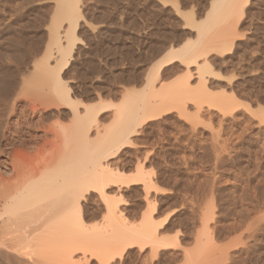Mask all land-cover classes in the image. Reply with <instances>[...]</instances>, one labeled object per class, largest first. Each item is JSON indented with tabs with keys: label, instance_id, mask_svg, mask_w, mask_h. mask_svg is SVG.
<instances>
[{
	"label": "rangeland",
	"instance_id": "1",
	"mask_svg": "<svg viewBox=\"0 0 264 264\" xmlns=\"http://www.w3.org/2000/svg\"><path fill=\"white\" fill-rule=\"evenodd\" d=\"M213 1L79 0L84 15V19L80 20L77 32L80 39L74 49L71 64L65 69V79L69 80L68 84L72 89L73 96L83 101V104L99 105L100 103L99 107L105 103H122L128 90L133 88L138 90L145 84L156 66L155 64L166 51L172 46L179 47L188 40L196 38L197 30L188 23L185 14L194 15L197 20H204ZM54 8V0H0V76L3 75L1 71L14 75V73L19 74L17 72L19 70L32 69L31 62L36 57L43 56L48 42V24L55 12ZM234 17L231 21L237 20V23L234 21L236 25L238 24L237 27L229 21L230 25L228 24V26L235 25L234 29L228 27L229 31L226 28L227 31L217 38L223 39V42L227 41L228 44L232 43V45L229 48L225 44L227 47V49L224 47L225 51L223 48L221 51L210 48L209 52L213 51L208 54V63L210 68L213 67L211 71H214L206 74V77L208 90L210 93L212 92L214 98L215 95L219 97L223 94L232 96L230 98H233L232 101H237L238 105L225 112L218 106H208L205 103L198 116L200 119L194 118L195 116L193 119V115L188 118L189 116L181 114V110L177 108L164 110L160 115L150 117L139 128V133L134 135L133 142L116 150L114 155L111 154L109 158L112 167L123 172L124 180L128 182V185L125 181H122L124 183L118 181L120 184L113 182L115 186L111 183L109 187L111 198L116 199L120 208L124 210L126 220L132 224L139 223L142 216L151 209L147 202L153 201L156 207V210L155 207L152 209L154 220L157 223L160 222L157 225L161 233L163 232L162 235L170 238L178 235L182 247L178 244L180 246L178 249L177 247L169 248L160 251L159 255L153 256L149 244L145 245L142 251L139 250L142 248L141 246L134 244L126 249L121 259L109 261L107 264H153L154 262V264H178L179 262L187 264L182 248L194 249L196 246L194 237L203 228L199 221L201 215H199L198 209L196 211L194 209L197 204L206 202L207 205L209 201L208 197H206V201H203L198 187L204 185L205 181L211 180L215 173L213 180H218V187L215 183V196L218 198H215V203H219L216 207L219 212L216 211V214L221 215L217 218L220 220L217 224L221 230L218 229L215 234L217 237L210 246L216 245L217 242L219 245L211 247L212 249L217 250V247L222 248L223 245H226L225 248L228 249L222 248L227 254L226 252L222 254V257L218 259L220 260L219 264L221 261V264H264V226L255 232L257 223L251 226L253 222H248L251 223L248 226L249 229L255 227L254 230L251 229L254 233L249 236L246 229V224H248L246 222L251 219L249 217L253 216L252 221L258 217L259 213L255 211V215L253 212L254 207L259 210L257 205L261 204L260 207L264 209V111L263 113L260 111L261 108L264 110V0H249L244 13H239ZM185 66V63L177 57L170 62L162 63L161 72L166 73V77H168H164L166 82L176 81L185 76L187 74ZM191 69V82L195 86L198 84V74L195 72L194 65ZM15 76L17 78L20 75L15 74ZM19 87L18 85L13 93L19 92L17 95H20V105L15 108L16 111H13L12 105H10L13 94L6 97V101L2 104L0 101V124H4L8 117L14 118L16 114H19L21 120L24 119L21 115L22 110L25 109L23 105L28 99H31L34 92L32 91L33 93L30 95L31 90L27 88L29 91L27 94L28 91L25 88L26 91ZM20 90L24 92L22 91L21 94ZM34 91L37 92V90ZM1 92L2 90L0 98ZM37 95L35 96L38 97ZM107 107L100 111V115H103L101 121L104 123L101 124L105 127L113 123L112 113L114 112L112 111L115 110V106ZM60 109L63 110V107ZM187 109H189L187 112L189 114L196 111L191 102ZM51 110V113H48V118L46 117L47 119L41 124L39 132L42 136L44 126L47 127L48 124L53 123L52 125L59 128V121L69 122L66 117L65 119L56 117L57 107H52ZM49 111L50 109H48ZM52 112H55V117ZM34 120L37 121V118ZM194 121L197 122L194 123ZM34 122L33 124L39 123ZM0 139V145L4 146V139L1 136ZM140 167L149 173L154 181L158 180L155 184L159 186V189L153 187L149 190L151 192L146 195L143 183L138 180V182L131 181L135 178L134 176H137L136 173ZM128 177H132L129 179L130 182ZM240 196H244L242 200L248 196L245 200L247 203L253 202L254 206L245 203V200L244 202L240 201ZM192 198L195 202L196 200L200 201L196 202L194 207L192 205L195 202ZM97 199L98 197L96 200L88 202L87 212L90 214H87L90 222L99 221L105 214L103 202L100 199L97 201ZM144 199L148 201L146 202ZM97 202L98 205L102 202V206L99 205L98 208ZM94 207L95 209H93ZM246 207L248 209L253 207V210L250 209L252 215L251 212L246 211ZM263 209L261 210L263 211ZM241 210L243 213L240 212ZM244 216L249 219H245ZM261 216L264 217V211L258 218ZM241 219H244L243 224H241ZM239 221L240 223H238ZM236 223L243 225H239L242 228L235 227ZM263 223L261 224L263 225ZM240 231L241 233L246 232L242 233L243 237ZM220 235L222 236L220 237ZM237 237L243 239L240 240ZM227 245H231V247H227ZM221 248H218V251H222ZM76 255L79 256L80 252ZM79 257L78 260L76 258L77 261H79ZM82 262L84 264V261ZM97 263L100 264V261L93 258L91 262L85 264Z\"/></svg>",
	"mask_w": 264,
	"mask_h": 264
},
{
	"label": "bare ground",
	"instance_id": "2",
	"mask_svg": "<svg viewBox=\"0 0 264 264\" xmlns=\"http://www.w3.org/2000/svg\"><path fill=\"white\" fill-rule=\"evenodd\" d=\"M248 1L214 0L204 20H197L194 15L185 14L188 23L197 30L196 38L188 40L179 47L172 46L166 51L155 64L156 66H154L145 84L138 90L134 88L128 90L122 103H105L99 107L100 103L99 105L83 104V101L76 99L68 84L69 80L65 79V69L71 64L70 61L73 57L74 49L80 39L77 33L80 20L81 18L84 19L79 0H54L55 12L48 24V42L44 49L45 51L43 50V56L34 57L35 59L31 62L32 69L19 70L17 71L19 74L14 73L12 75V73L1 71L3 73L0 76L1 104L6 101V97H10L16 91L15 89L18 85L23 90L24 88L27 91L28 89L31 90L30 95L33 92L34 94L32 95L33 98L28 99L23 105L25 109H21L23 111L22 114L20 111L24 119L21 120V117L19 118L18 116L19 114H16L14 118L8 117L4 124L1 123L0 136L5 143L4 146L2 145L3 148L0 145V264H82V261L85 264L91 262L93 258L98 259L100 264H107L109 261L121 259L126 249L134 244L141 246L142 248L139 249L141 251L145 245L149 244L153 256L159 255L160 251L175 247L178 249L181 246L182 242L180 243L178 240V235H175L174 238L162 235L163 232L161 233L157 225L160 222L157 223L154 220L152 209H154L155 204H153V201L148 203V200L144 199L147 205L151 206V209L142 216V220L139 223L132 224L126 220L124 210L120 208L116 199L111 198V191H109L111 183L125 181L124 175L123 172L116 170V168H113L114 166L112 167L109 158L111 154L114 155L113 153L116 150L132 143L134 135L139 133V128L150 117L160 115L164 110L177 108L181 110V114L184 113V115L189 116L188 118L193 115L192 118L195 116L194 118L198 119L205 103L208 106H218L220 110L225 112L238 105V103L236 104L237 101L234 100L235 103L232 101L233 98H230L232 96L223 94L219 97L215 95L216 97L214 98L212 92L210 93V90H208L206 74L214 71H211L213 67L210 68L208 63V54L213 51L209 52L210 48L221 51L222 48L224 50L226 45L228 47L232 45V43H229V45L227 41L223 42V39L217 38L222 33H225L227 29L229 30L228 27H232L228 26L232 17H236L239 13H244ZM234 21L237 23V20H233L231 23L235 24ZM217 53L221 54L220 52ZM175 57L185 63L187 74L176 81L166 82L164 79L166 73L161 72V64L170 62ZM192 65H194L195 72L198 74V84L195 86L191 82ZM15 74L17 76L20 75V78L17 77L19 78L17 79ZM32 89L39 92L37 93ZM23 90H20L21 94ZM17 94H13L11 97L12 102L10 105H12L13 111H16L15 108L20 105V95L18 96ZM27 94H29V91ZM189 102L194 105L196 110L195 113L192 112L193 114L190 112L191 115L187 113L189 111L187 109ZM82 104L84 105L83 108ZM106 106H115V110L112 111L114 112L112 113L113 123L108 127L102 125L104 124L101 121L103 115H100L101 109L103 110ZM52 107H57L56 117H64V119L66 117L69 122L63 123L59 121V128L52 125L53 123L51 125L48 124L49 126L47 125V127H42L44 132L42 136L39 132L41 124L48 118V113H51ZM60 107H63V110ZM48 109H50L49 112ZM260 111L263 113L264 110L261 108ZM260 111L259 113H261ZM12 113L11 110V115ZM35 118H37V121L34 120ZM51 118H53L52 115ZM33 121L39 123L33 124ZM136 174L137 176H134L135 178L131 181L134 180L135 182L138 180L143 183L146 195L151 192L149 190L153 187L159 189V186L155 184L158 180L155 179L154 181L149 173H146L141 167ZM213 175H216V173ZM213 175L211 180L205 181L204 185L198 187V192L201 198L203 197V201L207 199L206 197H208L209 201L207 205L205 204L206 202L197 204L194 209V211L198 209L197 211L201 215V217L198 216L201 218L199 221L202 224L200 226L203 228L194 237V242L196 243H194L196 245L194 249L191 250L189 248L188 250L185 246H183L185 249L182 248L185 252L183 254L186 256L187 264H219L220 260L218 259L226 252L222 248L227 249L225 248L226 245H223L224 247L222 248L217 247V250L212 249L213 246L215 247L218 244L217 242L216 245L210 246L217 237V235L215 237V234L220 228L217 224L219 220L217 218L221 216L218 213L216 214V207H218L219 203H215V198L217 197L215 196V183L216 187H218V180L214 181ZM132 177H128V180ZM118 183L120 184V182ZM127 183L126 185H128ZM96 196L103 202V210L105 211L103 212L105 214L102 215L99 221L90 222L88 221V214L90 213L87 212L88 202L96 200ZM243 197L240 198V201L244 202L248 196L242 200ZM98 199L97 201H99ZM192 200L195 202L193 198ZM196 202L199 203L200 201L196 200ZM196 202L192 205L193 207ZM202 203L204 204L202 205ZM245 203H247L246 200ZM252 203L249 205H253ZM96 205H98V202ZM260 205H257L260 208L259 210L256 207H254V210L253 207H251L252 209L246 207V211L251 212V215V210L253 212L257 211L259 217L264 211ZM240 212L243 213L242 210ZM195 213L198 214V212ZM245 214L248 215L246 212ZM258 217L254 216L256 220L252 221L253 216L249 217L252 220L244 216L245 219H249L246 223L253 222L252 224L245 223L248 236L254 233L251 229L254 230L255 228L249 229L248 226L250 224L253 226L257 223L255 232L259 228H263L264 223L263 225L261 223L264 222V217L261 216L262 219ZM243 221L244 219H241V224L244 223ZM241 224L234 226H243ZM234 226L232 227L234 228ZM240 226L239 228H242ZM233 228L231 229L233 230ZM178 229L180 230V228ZM179 230L177 231L178 233ZM237 239L240 238L237 237ZM228 243L230 244V242ZM229 246L231 247V245H227V247ZM218 248H221L222 251H218ZM78 252H80V257L76 255ZM78 257L79 261H77ZM178 264L182 263L179 262Z\"/></svg>",
	"mask_w": 264,
	"mask_h": 264
}]
</instances>
